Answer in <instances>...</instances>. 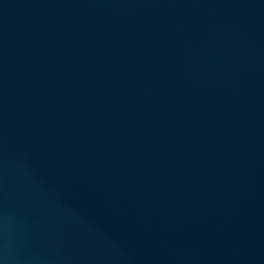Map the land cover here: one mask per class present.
Instances as JSON below:
<instances>
[{"label":"water","instance_id":"1","mask_svg":"<svg viewBox=\"0 0 264 264\" xmlns=\"http://www.w3.org/2000/svg\"><path fill=\"white\" fill-rule=\"evenodd\" d=\"M0 264H264V0H0Z\"/></svg>","mask_w":264,"mask_h":264}]
</instances>
